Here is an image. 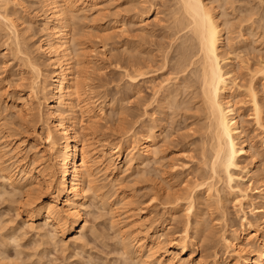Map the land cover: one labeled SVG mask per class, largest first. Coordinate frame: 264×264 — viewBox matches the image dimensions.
I'll return each instance as SVG.
<instances>
[{
    "label": "rangeland",
    "instance_id": "obj_1",
    "mask_svg": "<svg viewBox=\"0 0 264 264\" xmlns=\"http://www.w3.org/2000/svg\"><path fill=\"white\" fill-rule=\"evenodd\" d=\"M172 1L173 0H100V1H98V8L92 9L91 4H89V3H87V5H85V6L80 5V4L76 6L78 8V11L74 12L73 17L75 14H76V16L70 22V25L72 26L71 28L73 29V31H72L73 34L75 33V35H73L74 38H77L78 41L80 40L81 42H83L82 44L80 43V46L78 45V47L80 48L81 56L84 58L83 60L85 62V65H87V67H86L87 71L86 72L89 76L90 81L89 80L88 81H89V87L91 88L90 89L88 87L89 88V90H88L89 94L88 95L92 97L94 104L96 103L95 104L96 109L93 108V110L96 111L95 113L100 111V104L102 102H103V106H104L103 110H102V112L104 114L103 118L99 119V120L97 119L98 122H97V127H96L97 129L95 130L96 133H95V131L92 132V130L88 129V130L84 131L85 132L84 135L82 134L83 136H86L85 137L87 139V140H85V143L87 142L86 145L91 146L90 147L91 149L95 148L94 150L98 151L97 152V155H98V153H99L98 149L101 148L100 151H102L105 147H111V146H115V144H120L121 149H123V156H124L125 151L131 150V147H129V144L127 143L129 138L132 135H134V137H137L139 135L138 134L139 130L142 128L141 127L142 124H145V122L146 123L150 122L151 119H153V118H154L153 120L156 122V125H158L157 127L160 130V134L161 133H162V135L164 134L163 135L164 137L162 135H160L161 140L159 139V143L160 142L162 143V141L164 140L163 143L167 144V145H164L163 143H162L163 146L160 145L162 151H160V153H158L155 156L156 159L157 158L161 159V160H159V162L157 160V163H153L156 161V159L155 158H154L155 160L149 159L148 163L144 164V167H142L143 166L142 165L141 167L138 166V168H137V166L135 165L136 164L135 161H132L131 163H128L127 165L124 162L118 163L116 166L119 165L118 166L119 170L116 168L115 169L116 173L114 172V173L110 174L107 171H103V167L99 163L97 165L95 164L96 167L94 169L95 171H94V177H93L94 178L93 180L95 183L93 182L94 185L92 184L94 186L93 189L95 191L96 188H98V187H102V188H98L97 190H99V191L96 190L93 193L92 189L88 190L89 188L86 187L87 188L86 191L88 190V192L89 191H91V192H89V193L85 192L87 197L85 198L84 205L86 204L87 206L85 205L84 207H86V208L82 207L80 210L82 220H83L82 223L84 225L83 226L84 228L82 229L83 232L78 228V229H76V231L74 233L73 232L68 233L67 229H65L63 227L58 228V227L54 226L52 221H48V219H47V221H45L46 219L43 218V216H39L36 213H30V212H28L27 209L21 208L20 205L23 204V200H24V198L22 197L23 196L22 191H20L21 193L18 194L19 190L16 191L17 189H13L14 187L11 186L5 180H4V182H6V183L2 182L3 180L0 178V230L2 228V231H3V229L5 228L3 232L0 231V236H1L0 237V239H1L0 251H2L1 253H3L4 256H6L5 260H7V259L9 260L10 258H11V260L16 259V260H14V262L15 261H18V262L17 263L15 262V264H19L23 261H24V264H30V263H32V264H37V263L38 264H40V263L41 264H44V263L45 264H89V263L90 264H138V262L135 261L136 258L133 257V256H135L134 255V250H135L134 246L136 247L137 244H135L134 246L130 245V244H134L135 241H134V243H132L133 241L131 242V240L129 241V239L128 240L123 239L126 244L124 242L121 243L122 242L121 231H120L121 228L128 227L129 222H131L133 219H138V217L140 218V216H142V218H144V219L141 220V224H142L141 228L142 227L147 228V227L151 226L147 230L148 231L147 236L149 237L153 234L158 235L161 233V231L157 230V228H156L157 224L155 222H157V221L162 222L165 219H167V221H170V219H172L171 217H173V219L171 220V224L173 225V224H175V222L177 220L182 221L187 217L186 216L187 212H185V209H184V206L186 207V205H184L185 204L184 201L178 202L176 205H175V203L171 204V202L167 203V201H165L163 199L164 198L163 195H161V196L156 195L155 196L154 193H152V192L154 191L156 193L159 190V187L161 186L160 184H163V183L164 184L160 187V189H163V190H159V192L161 191L160 193H163V191L164 192L167 191L169 193H173L172 191L177 192L178 190L180 191V189L183 188L186 184L192 183L194 181L193 180L194 177L192 176V174L190 176V173H192V170H194V168L196 169L198 166L199 158H200L199 157L200 156L199 155L200 149H202V147H204L202 144H205V146H207L206 142L205 143L202 142V140L204 141V139H205L204 138L205 136L204 137H202V136L206 133V128H204L202 124H203V122H204V124H206V120H205L204 116H203V118H200L201 117L200 115H202V114H199V113H201V112L198 113L199 116L197 113H193V111L195 110L194 108H196V106H195L196 101L194 102V100H196V99H193V100L190 99L191 101H189V102H188L189 99H185V101H187L188 103H192L194 105V106L192 105V107H190L191 104H188L189 107L194 109V110L188 109L187 108L188 105L186 104L185 101H183V103L185 102V105H187V107L183 104L182 105H183V107L185 106V109L187 108L188 111L183 109L182 105L180 106L181 109H178V106H176L177 104L179 105V103L183 99L184 95L182 96V99H180V98L177 99V100H180L179 102L177 101L178 103H174V105L177 107V109L180 110V111L177 110V112H176V110H174L176 108H174V109L172 108L173 110H171V108L169 109V107H163L160 109L159 104H158L160 102L158 100L152 99V101L155 100L154 102H152L150 100L149 96L152 97L153 93H154V91L152 89L157 88V86L160 85L158 83L162 82V79H160V78L169 77V74H166L169 71L168 69L165 68V71L163 70V74H164L163 77H161L160 74H159L160 76L157 74L154 76V78L152 80H150V81H148L146 79L142 80V82L141 81L138 82L136 87H133L130 83L127 82V79L123 76V74L121 72L122 69L119 68L122 58L132 57L133 55L136 56L138 53H140L139 54L140 56H142V55L147 56V54H143L145 52L147 53V51H148V54L152 55V53L156 50L158 51L159 48H160L159 50H163L162 48H164V46H165V48L163 50L164 52H162V53H165V51L167 50L166 46H167V48H169V46L171 44L170 39L172 40V38L171 37L168 38V35L170 34L169 33L170 29L168 28V26H170V25H167V23H168L167 21H169L168 24L171 23V20H170L171 16L169 15V13H170L169 8L172 10V7H170L171 5L174 4ZM217 1H218V4L216 3ZM221 1H224V0H216V1L214 0V2L211 0H205V2L207 4L211 3L210 6H213V7L215 6L213 3H216L217 6H215L216 8L215 7L214 8L217 10L214 9V11H215V13H217V18H219L218 19L219 22L223 23V21H225V20H226L225 22H229V23H227V25H228L227 28L223 27V29L225 28L224 32L226 30V32L224 33V36L226 35L225 37L226 38L228 37L229 42H230L229 44L234 46L233 48H238L236 53L239 55H237L236 53L235 54L239 57H236L234 55L236 57V59L232 58V61L235 59L233 61L232 65H234L233 67H235L236 72L241 71L242 75L239 78V79H241V81L239 80L238 84H242V85H240L241 88L238 89V91L239 90L240 91L235 93L236 97L234 98L235 99L234 101L236 103L235 104L236 107L239 108L240 113L242 115L241 123L242 122L243 123L241 125H242V130H243V139H245V145H246L247 149L250 148L247 151L250 152L252 150L251 153L253 154L252 157L250 155L251 153L250 154H247V153L241 154V156L238 158V166H239L238 168L240 169V167H241L242 171L238 170V168L234 170L235 171L234 175L236 174L235 175L236 178H239L238 176H240V178L242 177L244 179L243 180L242 179L241 180L235 179V181L232 183V185L236 186L238 188L240 187L241 190L244 189V191L245 192L247 191L246 193H248L250 196L248 200H245L242 202L241 206L239 205V202H237L238 198H235L236 195L232 191H229V188L226 186L225 181H223L224 183L222 182V180H224V179H222L219 182V184H217L218 188L221 187V188H219L220 189L219 191H220V194L223 198L222 201L224 203L223 202L222 203L224 205L223 206L224 210L226 209V211H227L226 225L230 224L228 226L229 230L227 229V227L224 229V230H226L225 233L227 234L229 231L230 232L232 231V228L239 229L240 228L239 226H241V225L243 226V228H245L246 222H247V221H245V219L249 220V221H250V219H252L251 220L252 223L257 222L256 224H261V221L263 220V219L261 220V218H263L262 217L263 213L254 212L252 207H254V206L259 207L260 205L263 206V204H264V198L256 192L260 188L261 183L262 182L264 183V173H263L264 172L263 171L264 170V142H261L262 141L261 138L264 136V131L262 130L263 128H261L259 126L257 127V125L253 121L251 104H249L250 102H249L248 97L246 95V89H247V85L249 84L248 82H250V81H248V79H250L249 76L252 77V75H250L249 73L253 70V68L257 67V64H256L257 59H259L262 55L264 56V47H263L264 46L263 45L264 40L262 38V35H260L261 34L260 31H262V29L257 30V28H259L258 23L257 24L255 23V26L257 25L256 30H254L255 29L254 24H253V27H251L249 25L250 21L248 19H246V18H249V17H246V16H248L246 11L248 8L250 10V7L252 6L251 7V8H253L252 10L255 9L254 10L255 12H257V10H259L261 12V7L264 4L262 6L260 4V6H259L257 0L256 1L246 0V2H245V0L244 1L241 0L242 3L239 2V0H236L234 2V6H232V8H233L232 9L231 8L232 4L231 5H230V3L227 4V2H228L227 0H225V1H227L226 3H224L225 1L224 2H221ZM149 2L152 5H154V11L150 13V15L148 16V20H146L145 22L139 23L137 17L135 16L136 15L135 12L138 10H141V8H144L143 10H147L146 9L147 6L148 7L150 6ZM41 3L42 2H40V0H12L11 1V8L8 10L13 11L12 13H11V11L9 12L10 14L13 15L10 17L13 18V19L12 18L11 19L14 20V23H16L17 28L19 30V40H20L19 45H20V43H21V45L20 46L18 45V46L19 47L22 46L21 48L28 51L30 53L29 56L31 55L30 57L34 61L36 60L35 62H38L37 63L38 65L40 64V67L42 68L43 76L46 77V79H47L46 83L48 84L50 82V78L53 74L54 69L52 68V66L48 62L49 61L48 56L46 54H43V52H41L39 50V45L42 43V41L44 39H47L46 31H44L42 29L44 27V24L46 23V18H47L46 7L43 5V3L42 4ZM223 3L225 5H223ZM246 3H248V4H246ZM242 4H243L244 8H243ZM221 7H223L224 9ZM235 7H236V10H235ZM83 8L86 10H82ZM221 10H224L225 13H223L224 11H221ZM238 10H240L239 11L240 13L238 12ZM220 12L223 15H221ZM259 13L254 15L255 17L254 16L253 17L255 19L258 18ZM168 15L170 17H168ZM218 15L222 16V18L219 17ZM242 18H245L244 21L246 24L244 23ZM167 19H169V20H167ZM239 19H241L242 23L240 22ZM0 22H1V24H0V135L2 134L0 136V149H3V150H0V154L2 153L3 157L6 156L5 159L3 157H1V159L3 161H5L4 165H6L7 167L9 165L8 168H10V170H13V172H15V174H17V176H19V175H21L20 172L15 171V169L12 168L15 165L10 164L13 161H15V159H16L15 155H17V154H20V153H23L24 151H26L27 155H29V156H31L32 154H35V155L38 154L42 157V160L44 162L47 163L50 161V159H48V158H50V153L48 150L46 151L47 147H46V142H45V129L47 127L46 124L49 123V120H47L48 118L45 116L46 115V107H45V105H43L44 101H41L42 102L41 107H40L41 111L39 112L41 114V115L39 114L41 117V118H39L40 120H37V122H34V123L33 122L30 123V121H27L25 119V118H27V116L25 117V115H24V113H25L24 110H26V109L21 108L22 107L21 104L23 102V98H25L28 94V91H27L28 87H26V85H28L27 84L28 79L31 78L30 69H28L26 65L24 66L23 65L24 63L21 62L20 60H18L19 58L16 57L14 54H12L15 51L14 50L15 44L12 42L13 41L12 34H11L9 28L5 27L7 25L5 24V22L2 19H0ZM2 23H4L5 25ZM243 23H244V25H243ZM224 24L226 25V23H224ZM224 24H221V25H224ZM229 24H232V25H229ZM238 25H239V28H238ZM247 25H249L251 27V29H250V27L247 28L246 27ZM230 26H232V28H230ZM228 29H231V30H228ZM239 30H240V32H239ZM255 31H257V32L259 31V34L257 32H256L257 33L256 34ZM166 33H167V35H166ZM254 33L256 36H254ZM251 34H253V35H251ZM250 35H251V37H250ZM257 35L259 37H257ZM167 38H168L169 42H168ZM237 38H240V39H237ZM260 38H261V41H260ZM141 40H143V41H141ZM251 40H253V41H251ZM6 41L10 45H11V43H12V45L14 44V46H12V45H11L12 47H10V45H9V47L5 46ZM10 41H11V43H9ZM158 43H160L161 46H163V47H161L160 44L158 45ZM225 43H226V40H225ZM141 45H143V47ZM158 46H160V47H158ZM19 47H17V48H19ZM224 47H225V49H223ZM12 48H13V50H12ZM223 48L221 49V51L223 53H224V50H225V52H227V49L228 50L230 49L227 45L223 46ZM135 51H137L138 53L137 52L135 53ZM157 51L153 53L154 54L153 57L156 56L155 53H157ZM172 51H173V49H171L169 51L167 50L166 52L172 53ZM175 51H176V49H175ZM175 51L172 54H174ZM170 53H168V57H169ZM240 53H242V54H240ZM176 55L177 54L175 53V56ZM140 56H138V57H140ZM144 56H142V57H144ZM247 56H248V58H247ZM244 57L246 58V60ZM256 57H257V59H256ZM159 58H162V57H159ZM159 58L157 57L156 60H158ZM252 58H254L253 59L254 61L251 60ZM86 61H87V63H86ZM248 61H249V63H248ZM245 62H246V64H245ZM253 62H255V63L253 64ZM247 64H248V66H247ZM244 65H246L247 68ZM255 65H256V67H255ZM229 66H227V67L225 66V67L228 68ZM241 67H243V68H241ZM230 68L231 67H229L228 69H230ZM248 68H250L249 69L250 71L248 70ZM251 68H252V70H251ZM247 70L249 73L247 72ZM245 73H246V75H245ZM257 74L258 75H255L257 77L254 76L255 79L253 80L254 81L253 84H255L254 87L256 86L255 88L257 91L258 101H260L259 103L262 104V106H264V103H263L264 102V78H263V75H261L259 73H257ZM172 76H170V77L172 78ZM20 78H22V79H20ZM166 78H163V80ZM250 80H252V78ZM151 81H152V83H151ZM171 82L172 81H170L169 83L163 82L161 84L165 83V85L166 84L170 85ZM16 84H20L21 86L20 85L16 86ZM22 84L24 87L22 86ZM151 84H153V85H151ZM154 84L155 85L158 84V85L155 86ZM242 86L244 88L245 87L246 88L244 89ZM151 87H153V88H151ZM133 90H135V92ZM138 90H139V93H138ZM151 92H153V93H151ZM135 94L136 95L139 94L138 98H140V97L141 98L143 97V98L138 99ZM47 96L49 97L50 95L47 94ZM143 99L145 101L147 100V102H145ZM261 99H262V101H261ZM96 100L97 101L99 100V101L97 102ZM138 102L140 103L141 107L139 106V104L137 105ZM149 102L151 104H148V106H145V104H147ZM181 103H182V101H181ZM143 107H145V108H143ZM146 107H148L149 109ZM142 108L146 109V110L144 111ZM162 109L164 112H161ZM155 110H157V112ZM170 110L173 114L170 112ZM183 110H185L186 112H190V110H191V112L193 114L192 116H194V114H195V116H194L195 119L190 116L191 112H190V114L188 113L189 114L188 116L186 114L184 115ZM197 110L198 109H196V111ZM196 111H194V112H196ZM145 112L146 113L149 112V113L145 114ZM179 112H181V113H179ZM186 112H184V113H186ZM78 113L79 114H77V115L79 117V120H82V125L88 124L89 123L88 118H90L89 117L90 115L88 116V114H86L85 112L83 113V112L78 111ZM80 113H81V115H80ZM91 113H93V111H91L89 114H91ZM175 114H176V116H175ZM182 114H183V116H181ZM262 114H264V107H262ZM143 115H144V119L142 118ZM170 116H172V117H170ZM177 116H179V117H177ZM262 117H264V115H262ZM45 118H47V119H45ZM159 118H160V120H158ZM171 118L174 121L170 120ZM149 119H150V121H149ZM187 119L189 122H193V121H194L193 123L199 122L198 124L200 126L201 125L202 126L200 127L199 125L197 126L195 124L196 126L194 127L193 126L194 124L187 122ZM190 119H191V121H190ZM145 120H147L148 122ZM263 120H264V118H263ZM142 121H143V123H141ZM154 121H153V123H155ZM159 121L162 123H160ZM122 122L125 124H123ZM173 122H174V124H173ZM3 123H5V124H3ZM150 123H152V121ZM188 124H190V125H188ZM4 125H6V126H4ZM29 125H30V127H29ZM183 126L186 128H184ZM158 128H156V129H158ZM193 128H196L195 131ZM200 128H202L201 131L204 129L205 133H202L199 130ZM197 129H198L197 132H199V135L201 132L200 137H202V139L200 137H198L199 135L197 136V134H198L196 132ZM9 131L10 132H14V131L16 132L17 138L14 139L12 142H14V141L19 142L20 140H23V142L19 144L20 149L18 148L19 150H22V151H20L17 154H15L11 150V148L15 147V144L12 145V142H10L7 145L8 142H6L5 139L3 138V136L6 135L7 133H9ZM190 132L193 134H191ZM136 133H137V135H136ZM165 137H168V138H166V140H165ZM188 137H190V138H188ZM33 139L37 140V144L33 141ZM184 139H186V140L184 141ZM192 139L195 140V142ZM200 140H201V142H199ZM190 142H191V144H190ZM187 144H188V146H187ZM248 146H250V147H248ZM5 152L7 153V155ZM39 152H41V153H39ZM131 152L133 153V152H135V150H131ZM162 152L164 155L162 154ZM254 153H256V155ZM175 155H177V156H175ZM188 155H190L191 157H189ZM10 156H11V158H10ZM166 157H168V158H166ZM196 157H198V158H196ZM123 158H122V161H123ZM163 158H164V160H163ZM11 160H12V162H11ZM175 160H177V161H175ZM196 162H198V163H196ZM163 163L165 164V166ZM145 166H146V168H145ZM152 166H154V167H152ZM168 166L169 167L172 166L171 168H173L174 171L171 170V168L169 169ZM173 166H175V167H173ZM245 166H246V168H245ZM159 167H162V168H159ZM163 167H164V169H163ZM165 168H168L169 171ZM247 168L250 171L247 174H245L244 169H247ZM145 169L149 171V172L147 171L148 174H147ZM137 171H139V172L137 173ZM141 171H144V173H145L144 176H142L143 174H141ZM154 172L155 173L158 172L156 174L158 176H156ZM161 172L163 174H161ZM169 172L172 175L169 174ZM261 173H263V174H261ZM160 176H162V177H160ZM139 179L141 180L142 184L140 183ZM159 179H160V181H159ZM187 180L189 181V183ZM174 181H175V183H174ZM179 182H180V184H179ZM158 183L160 186L158 185ZM169 183L171 186L169 185ZM166 184L169 187L164 186ZM182 184H184V185H182ZM238 184H239V186H238ZM100 185H102V186H100ZM223 188H224V190H223ZM227 188H228L229 192L227 191ZM156 189H157V191H156ZM173 189H175V190H173ZM13 190L16 192L15 194H14ZM221 190L225 194H227V193H229V194L225 195ZM122 191L124 192L125 195H127V196L130 195L129 197L132 196L131 197L132 199L129 198V200L131 199V203H130L131 206H130V204L123 203V201L119 200L120 197L118 196V193L122 192ZM92 193L94 194V196L92 195ZM90 194L94 198H92L90 196ZM222 194H224V195H222ZM139 197H141V198H139ZM152 197H155V199L153 200ZM95 198H97V199H95ZM107 199H109V200L106 201ZM101 200H102V202H101L102 205L100 203ZM148 200H150V201L148 202ZM20 201H21V203H20ZM210 202L212 203V200ZM210 202H208V203H210ZM196 204L197 203L194 204L195 207L193 206V209L191 210L192 212L189 215L190 216L189 218H191L189 220L192 221V222L190 221V224H191L190 226H191L192 232H194L193 230H194V228H196L195 226L198 225V222L199 223L201 222L200 225L198 226L199 234H198V239H196L198 241L197 245H196L197 247L196 248L192 247L194 249L193 251H194L196 259L198 257H202V258L205 257V258H203V260H207V262L214 260L213 256L211 258V256H208V254H209V252H211V250L213 251L215 249V251L217 252V258L215 257V260L220 257L219 260L222 259V261L220 262L221 264H233L234 259H230V258H232L230 256L231 254H228V253L224 254V252H223L226 249H223V248H225V246H223L224 244H223L222 240L220 239L222 237L221 233H222V235L224 234L223 233L224 230H222L223 227H221V226H223L222 221L220 222V219H219V221L216 220L215 223H213V221H211V217H209L210 212L211 213L213 212L212 215L214 216V214H215V217H217L218 214H216L217 213L216 210H214L216 212V213H214V211L212 210L214 208L209 207L207 204L201 203V206L204 205L203 207H200L199 203H198L199 204L198 206ZM206 205H207V207H206ZM139 206L142 207L143 212L138 211V212H136L138 214L134 215L135 218L132 216V219H129L130 217H128V216L130 215L129 214V212H131L130 210L134 209V208H139ZM211 206H212V204H211ZM12 207H14V208L12 209ZM15 207L17 210H15ZM240 207H241V209H240ZM20 208L22 210H19ZM206 208L208 210H206ZM203 209L206 210L207 213L206 212L204 213ZM209 210H210V212H209ZM195 212H197L199 214L196 215ZM29 213H30V215H29ZM202 213H203V215H202ZM244 214H245V216H244ZM184 215L186 216L185 218H184ZM195 215H196V217H195ZM201 216H203V218ZM207 217L209 219H207ZM244 217H246V218L244 219ZM157 218H158V220H157ZM205 218H206V220H205ZM212 218H214V217H212ZM194 219H196V221H195L196 223L194 222ZM210 221H211V223H210ZM151 222H153V223H151ZM112 223H114L115 225ZM192 223H195V224H192ZM212 223H213L214 227L212 226ZM110 224H112V225H110ZM148 224H150V225L148 226ZM204 225H208V226L211 225V228L204 226ZM39 226H41V227H39ZM38 227H39V229H38ZM42 227L44 229H41ZM204 227H206V228H204ZM245 232H248L250 235L254 233V235L251 236L252 241H250V243L248 245L249 246L248 250L253 249V247L255 248L257 245H261V242H260L261 233L260 232H254L253 230H248V229H246ZM2 233H4V234H2ZM12 233L14 234V236H11V235H13ZM15 233L18 235H15ZM49 233H51V235H53V236L55 235L54 239H53V236H51ZM255 233H257V234H255ZM44 235L48 236V237L50 236L51 238L46 237L47 238L46 239V238H44L45 237ZM203 236H205V237H203ZM8 237H11L10 239H12L14 237L16 239L15 241L18 242L17 244L18 245L20 244V246L17 247V244H14L15 241H13V243H12V241H10V243H7L9 241ZM206 237L207 238L209 237L208 238L209 241L205 239ZM3 238L6 239V242H5V239H3ZM49 239L53 243H51L49 241ZM51 239H53V240H51ZM75 239H77V240H75ZM2 240L4 243L2 242ZM120 240H121V242H120ZM74 241H75V243H74ZM121 244L123 245V247ZM208 244L210 245L208 248L209 250L206 248V246ZM14 245H16V247H14ZM125 245L127 247H129V246L130 247L125 248ZM211 246H213V249ZM16 248L20 251V253H18L19 255L17 254V252H19V251H17ZM127 249H130V251H128ZM16 255H17V257H15ZM37 258H38V261L36 262L35 260H37ZM12 261H10V262L12 264H14V262H12ZM29 261H31V262H29ZM86 262H88V263H86Z\"/></svg>",
    "mask_w": 264,
    "mask_h": 264
},
{
    "label": "bare ground",
    "instance_id": "obj_2",
    "mask_svg": "<svg viewBox=\"0 0 264 264\" xmlns=\"http://www.w3.org/2000/svg\"><path fill=\"white\" fill-rule=\"evenodd\" d=\"M11 1L12 0H0V19H2L5 22V24L7 25L5 27H8L11 34H12L13 41L12 40L11 41L15 44V46H14V44L12 45L11 41L9 42V43H11L12 46L15 47V49H14L15 51L12 54H14L16 57H18L19 58L18 60L23 62L24 63L23 65L24 66L26 65L27 68L30 69V73H31V78L29 77L30 79H28V83H27L28 85H26V87H28V89H27L28 94L25 98H23L21 108L26 109V110H24L25 111L24 115H25V117L27 116L28 119L27 118H25V119L27 121H30V123L31 122L34 123V122H37V120H40L39 118H41L40 117L41 114L39 112L41 111L40 110V107L42 104L41 101H44L43 105H45V107H46V115L45 116L48 118V119L47 118H45V119L49 120V123L46 124L47 127L45 129V142H46V147H47L46 151L48 150L50 153V158H48V159H50V161L47 163L44 162L42 160V157L38 154H36V155L32 154L31 156H29V155H27L26 151H24L23 153L17 154L20 151H22V150H19L20 149L19 144L22 143L23 140H20L19 142H17V141L12 142L14 139L17 138L16 132L15 131L14 132L9 131V133L4 135L3 138L5 139L6 142H8L7 145L10 142H12V145L15 144V147L11 148V150L15 154H17V155H15V157H16L15 161L12 162V160H11L12 163H10V164L15 165L12 168H14L15 171L20 172L21 175L17 176V174H15V172H13V170H10V168H8L9 165H8V167L6 165H4L5 161H3L1 159V157H3L2 153H1L0 154V176H1L0 178L3 180L2 182H4V180H5L11 186L14 187L13 189H17L16 191L19 190L18 194L21 193L20 191H22V193H23L22 197L24 198V200H23V204L20 205L21 208L27 209L28 212H30V213H36L39 216H43V218L46 219L45 221H47V219H48V221H52L54 226H56L58 228L63 227L65 229H67L68 233H72V232L74 233L76 231V229H78V228L82 231V229L84 228L83 227L84 225L82 223L83 220H82L80 210L82 207L86 208V207H84L86 205V204L84 205V201H85V198L87 197L85 192H88V190L92 189L93 190L92 192L94 193L98 188H102V187H98V188H96L95 191L93 189V187H94L93 186L94 185L93 184V182H94L93 177H94V171H95L94 169L96 167L95 164L97 165L99 163L103 167V171H107L110 174L114 173L116 168L118 169L119 165L116 166L118 163L124 162L127 165L128 163L135 161V163H136L135 165L137 166V168H138V166L141 167L142 165H143L142 167H144V164L148 163L149 159H151V160H153L154 158L156 159L155 156L158 153H160V151H162L160 145L163 146L164 140L162 141L163 144L161 142H160L161 144L159 143L160 135H162V133L160 134V130L157 127L158 125H156V122L153 120L154 118L151 119L152 123H150L151 122L150 119H149L150 122L145 120L148 123L145 122V124H142V126L140 125L142 128L140 127L141 129L140 130L138 129L139 135L137 137H134V135L131 134L132 136L127 141V143L129 144V147H131V150H135V152L132 153L131 150H127V151H125V154L123 156V149H121L120 144H115V146L105 147V148L103 147L104 149L102 151H100L101 148L100 149L97 148L99 150V153L97 155L98 151L97 150L95 151L94 150L95 148L91 149L90 148L91 146L88 145L89 146L88 147L86 145L87 142L85 143V140H87V139L85 138L86 136H83V135L85 134L84 131H86L88 129L92 130V132H94L97 129L96 127H97L98 120L102 119L104 116V114L102 112L104 106H103V102H102L100 104V111L99 112L95 113L96 111L93 110V108H95V106H96L95 105L96 103L94 104L92 97L88 95L89 94L88 90L90 88L89 87V81L90 80H89V76L86 72L87 71L86 70L87 65H85V62L83 60L84 58L81 56L80 48L78 47V45L80 46V43L82 44L83 42H81L80 40L78 41L77 38H74L73 35H75V33L73 34V32H72L73 29L71 28L72 26L70 25V22L76 16V14H75L73 17V14L75 11H78V8L76 7L77 5L80 4V5L85 6V5H87V3H89V4H91V8L94 9V8H98V1H100V0H40V2H42L43 5L46 7L47 18H46V23L44 24V27L42 29L44 31H46L47 39H44L42 41V43L39 45V50L41 52H43V54H46L48 56V59H49L48 62L50 63V65L54 69L53 74L50 78V82L48 84L46 83V80H47L46 77L43 76L42 68L40 67V64L38 65L37 64L38 62H35L36 60L34 61L30 57L31 55L29 56L30 53L28 51L24 50L23 48H21L22 46L19 47L21 45V43L19 45V41H20L19 40V30L17 28L16 23H14V20H12L13 18L10 17V16H13L12 14L9 13L11 10L10 11L8 10L11 8ZM211 1L214 2V0H211ZM224 1H221V2H224ZM227 1H225L224 3L227 2V4H229V3H230V5L232 4L231 5V8H232V6H234V2L236 0H230V1L227 0ZM242 1H244V0H242ZM254 1H256V0H254ZM257 1H258L259 6H260V4H261V6L264 4V0H257ZM172 2L174 3L173 5L170 6V7H172V10L169 8V12L171 13V14L169 13V15L171 16V19H170L171 23L168 24L169 21H167L168 22L167 25H170V26H168V28L170 29V31H169L170 34L168 35V38L171 37L172 40L170 39L171 44H170L169 48H167V46H166V49L168 51L173 49L172 53L176 49L175 53L177 55L175 56V53L172 54L170 52H166L167 50L165 51V53H162V52H164L163 50H164L165 46H164V48H162L163 50H159L160 48L158 49V51L156 50L157 53H155V55L158 58L162 57V58H159L158 60H156V58H157L156 56L153 57V55H154L153 53L156 51H154L152 53V55L148 54V51H147V53L146 52L143 53V54H147V56L142 55L144 57L140 56L139 55L140 53L135 51V53L136 52L138 53L136 55L137 57L135 55H133L135 57L134 58L131 55L132 57L122 58L119 68L122 69L121 72H122L123 76L127 79V82L130 83L133 87H136L138 82H140V81L142 82V80H145V79L148 81L152 80L154 78V76L157 74L158 75L160 74L161 77H163L164 76L163 70L165 71V68L168 69L169 70L168 73H166V72L165 73L169 74V77H167V78L163 77V78H166L164 80H163V78H160V79H162L161 83H163V82L169 83L170 81H172V82L170 83V85H168V84L165 85V83L164 84L158 83L160 85L157 84L158 85L157 86L154 84L155 86H157V88L152 89L154 91V93L151 92V93H153V96L152 97L149 96L150 100L151 101H152V99L158 100L160 102V103H158L160 109L163 107H169V109L171 108V110L176 108L174 110H176V112H177L178 109H181L180 106L182 104L185 105V102L187 105L191 104L190 107H192L193 104L188 103V102L193 100V99H196V100H194V102L196 101L195 102L196 108H194L195 110L190 108L189 105H188V107H187V105H185V106L188 109H192L194 111H196V109H198L196 112L193 111V113L198 114L199 112H201V113H199V114H202V115H200L201 116L200 118H203V116H204V118L206 120V124H204V122H203L202 125L204 128H206V133L204 132V129L201 131V129L203 127L200 128L199 130L202 133L206 134V135L202 134L203 135L202 137L205 136L204 137L205 139H204V141L202 140V142H204V143L206 142L207 146H205V144H202L204 147H202V149H200L199 163L196 162V163H198V166L196 165L197 166L196 169L193 167L194 170H192V173H190V176L192 174V176L194 177V179H193L194 181L192 183H189V181L187 180L189 184L185 183L186 185L184 187L182 186L184 184H182L181 186L183 188H181L180 191L177 189L178 191L177 192L172 191L173 193H169L167 191H165V192L163 191V193H160L161 191L159 192V190H163V189H160V187L164 183L160 184L161 185L160 186L159 185L160 182H159L158 183V185L160 186V187L158 186L159 190L157 191L158 188L156 186L155 187L157 188L156 189L157 192L155 193L152 190L153 191L152 193H154L155 196L156 195L157 196L163 195L164 198L163 197L162 198L165 201H167V203L171 202V204L175 203V205H176L178 202L184 201L185 202L184 205H186V207L184 206V209H185V212H187V214H186L187 217L184 215V218L186 217L185 219L183 218L184 220H182V221H180V220L176 221L175 220L176 222L173 225L171 224V220L173 219V217H171L172 219H170L168 217L170 219V221H167V219H165L166 221L163 220L162 222H158V221L155 222L157 224L156 225L157 230L161 231V233L158 235L153 234V235L148 237L147 236V232H148L147 230L151 226H149L150 224H148L149 227L146 226L147 228H145V227L141 228V226H142L141 220L144 218H142V216H140V218L138 217V219H133L131 222H129L128 227L121 228L120 231H121L122 242H121V240H120V242L123 243L124 242L123 239H126V240L129 239V241L130 240H131V242L133 241L132 243H134V241H135L134 244H130V243L129 244L132 246L137 244L136 247L134 246V248H135L134 255L135 256H133V257L136 258L135 261H137L138 264H221L220 262L222 261V259L219 260L220 257L215 260V257L217 258V252L215 251V249L213 251L211 250V252H209V254L207 253L208 256H211V258L213 256L214 260L207 262V260H203V258H205V257H203V258L198 257L196 259L194 251H193L194 249L192 247H194V248L197 247L196 245H197L198 241L196 239H198V234H199L198 226L200 225L201 222L199 223L197 221L198 225L196 224L197 226H195L196 228H194V230H193L194 232H192L191 231L192 229L190 226L191 220H189L191 218H189L190 217L189 215L192 212L191 210L193 209V206L195 203H197L196 204L197 206L200 204V207H203L204 205L201 206V203L207 204L208 202H210L212 200V203L210 202L207 205L209 207L214 208L212 210L213 211L216 210L217 213L215 211H214V213H216L218 215H217V217H215V214L213 216L212 215L213 212L211 213L210 212L211 209H210L209 210V212H210L209 217H211V221H213V223H215L216 220L219 221V219H220V222L222 221V223H223V226H221V227H223L222 230H224L226 227H227V229L229 228L228 226L230 224L226 225L227 211H226V209L224 210V207H223L224 202L222 201L223 198H222L220 191H219L220 190L219 188H221V187H219V188L217 187V184H219V182L222 179H224V180H222V182L225 181V184L229 188V191H232L236 195V197L235 196L234 197L238 198L237 202H239L240 206H241L243 201L248 200L250 197L249 194L246 193L247 191L245 192L244 189L241 190L240 187L238 188V187L232 185V183L235 181V179H240V180L244 179L242 177L240 178V176H238L239 178H236V176H235L236 174L234 175V173H235L234 170L239 167L238 166V158L241 156V154H243V153L250 154L252 151V150L250 152L247 151L250 148L247 149V147L245 145V139H243V130H242V125H241L243 123V122L241 123L242 115L240 113L239 108L236 107V105H235L236 103L234 101L235 100L234 98L236 97L235 93L240 91V90L238 91V89L241 88L240 85H242V84H238L239 80L241 81V79H239V78L242 75V73H241V71H238V70H237L238 72H236L235 67H233L234 65H232L233 61L236 59V57H239V56H237L239 54L236 53L238 48H233L234 46L229 44L230 42H229L228 37L226 38L225 37L226 35L224 36V33L226 32V30L224 32L225 28L223 29V27L227 28L228 27L227 23H229V22H225L226 20L223 21V23L219 22V20H218L219 18H217V13H215V11H214V9L216 8L215 6H217L216 3L218 4V1L216 3H213L215 5L214 6L215 8L213 6H210L211 3L207 4L206 3L207 1L205 2V0H173ZM239 2H241V0H239ZM245 2H246V0H245ZM224 3H223V5H225ZM246 4H248V3H246ZM149 5H150L149 7L148 6H147V8L145 7L147 10H143L144 8H141V10H138L135 12V14H136L135 16L137 17L139 23H142V22H145L146 20H148V16L150 15L151 12L154 11V5H152L151 3ZM242 6H243V4H242ZM251 7H250V10H249V8L247 9V11L245 10L247 12V15H248L246 17H249L246 19H248L250 21L249 25L251 27H253V24L255 26V23L256 24L258 23L259 28H257V30L262 29V31H260V33H261L260 35H262V38L264 40V5L261 7L262 13L259 10H257V12L258 13L260 12V13L258 15L259 17L256 19L254 18L255 17L254 15H256L258 13L254 11L255 9L252 10L253 8H251ZM221 8H223V7H221ZM243 8H244V6H243ZM82 10H86V9L83 8ZM215 10H217V9H215ZM235 10H236V7H235ZM221 11H224V10H221ZM239 11L240 10H238V12ZM12 12L13 11H11V13ZM223 13H225V11ZM169 15H168V17H170ZM221 15H223V14L221 13ZM219 17L222 18V16H219ZM242 19L244 21L245 18H242ZM167 20H169V19H167ZM239 20L241 22V19H239ZM1 22H0V24H1ZM224 23H226L227 26ZM244 23H245V21H244ZM244 23H243V25H244ZM2 24H4V23H2ZM221 24H224V25H221ZM232 24H229V25H232ZM249 25H247L246 27L249 28L250 27ZM251 27H250V29H251ZM256 27H257V25L255 26L254 30H256ZM230 28H232V26H230ZM238 28H239V25H238ZM228 30H231V29H228ZM239 32H240V30H239ZM256 32L257 31H255V33ZM167 33H166V35H167ZM255 33H254V36H256ZM257 33L259 34V31ZM251 35H253V34H251ZM251 35H250V37H251ZM257 37H259V36L257 35ZM168 38H167V40H168ZM237 39H240V38H237ZM225 40H226V43H225ZM141 41H143V40H141ZM251 41H253V40H251ZM260 41H261V38H260ZM168 42H169V40H168ZM159 44L160 43H158V45ZM9 45L10 44H8L6 41L5 46L9 47ZM11 45H10V47H12ZM226 45L230 48L229 49L230 51L227 49V52H225V50H224V53H223L221 51V49L223 48V46H226ZM141 46L143 47V45H141ZM160 46H161V44H160ZM160 46H158V47H160ZM17 47H19V48H17ZM161 47H163V46H161ZM223 49H225V47ZM12 50H13V48H12ZM168 53H170L169 57H168ZM242 53H240V54H242ZM138 56H140V57H138ZM232 58H235V59L232 61ZM247 58H248V56H247ZM253 59L254 58H252L251 60H253ZM256 59H257V57H256ZM245 60H246V58H245ZM246 62H245V64H246ZM86 63H87V61H86ZM248 63H249V61H248ZM254 63L255 62H253V64ZM256 64H257V67L255 65L256 68H253V70L251 68L252 71L250 73L248 72V70L250 68H248V70H247V72L250 75H252V77L248 75L250 77V79L252 78V80L248 79V81H250V82H248L249 83L248 85L246 84L247 85L246 95H247L248 100L250 102L249 104H251L253 121L257 125V127L259 126V127L263 128L262 130L264 131V124H263L264 123V120H263L264 117H262V115H264V114H262V107H264V106H262V104L259 103L260 101H258L257 91L255 88L256 86L254 87L255 84H253L254 83L253 80L255 79L254 76L258 75L257 73L263 75V78H264V56L263 55L259 59H257ZM225 66L226 67L229 66L231 68L228 69L229 67L226 68ZM244 66L246 67V65H244ZM247 66H248V64H247ZM241 68H243V67H241ZM245 75H246V73H245ZM170 76H172V78ZM255 77H257V76H255ZM20 79H22V78H20ZM151 83H152V81H151ZM17 85H20V84H16V86ZM151 85H153V84H151ZM22 86H23V84H22ZM151 88H153V87H151ZM133 91L135 92V90H133ZM138 93H139V90H138ZM47 94H49L50 96L48 97ZM138 95H136L137 98H138ZM183 95H184V97L182 99ZM142 98L140 97L138 99H142ZM179 98L182 99L181 100L182 103L180 100H177ZM185 99H189L188 102L185 101ZM154 101H152V102H154ZM177 101L178 102L180 101V103H181V104L179 103V105L178 104L176 105V106H178V109L174 105V103H178ZM183 101H185V102L183 103ZM261 101H262V99H261ZM145 102H147V100ZM138 104L140 106L139 102L137 103V105ZM148 104H151V103L149 102V103L145 104V106H148ZM183 105H182V108L185 109V106L183 107ZM143 108H145V107H143ZM146 108H148V107H146ZM187 108L185 109L186 111H188ZM143 110L145 111L146 109H143ZM171 110H170V112H171ZM185 110H183V114L184 115L186 114L188 116L190 114L191 110H190V112H186ZM78 111L83 112V113L85 112L86 114H88V116L90 115L89 116L90 118H88L89 119L88 124L82 125V120H79V117L77 115V114H79ZM91 111H93V113L89 114ZM155 111L157 112V110H155ZM178 111H180V110H178ZM161 112H164L163 109ZM181 112H179V113H181ZM184 112H186V113H184ZM147 113H149V112H147ZM147 113L145 112V114H147ZM183 114L181 116H183ZM199 114H198V116H199ZM80 115H81V113H80ZM192 115L193 114L191 112L190 116L192 118H194L195 114H194V116H192ZM175 116H176V114H175ZM170 117H172V116H170ZM177 117H179V116H177ZM142 118L144 119V115ZM191 119H190V121H191ZM158 120H160V118ZM170 120H172V118ZM153 121L155 123H153ZM172 121H174V120H172ZM187 122H189L188 119H187ZM193 122H189V123H193ZM141 123H143V121ZM160 123H162V122H160ZM198 123H193L194 124L193 126L194 127L196 125L198 126L199 125ZM3 124H5V123H3ZM123 124H125V123H123ZM173 124H174V122H173ZM188 125H190V124H188ZM4 126H6V125H4ZM29 127H30V125H29ZM156 128H158V129H156ZM184 128H186V127H184ZM193 129L195 131L196 128H193ZM197 131H198V129L196 130V132ZM201 132H200V135H201ZM95 133H96V131H95ZM197 133L196 134L198 136L199 132H197ZM191 134H193V133H191ZM136 135H137V133H136ZM200 135L198 137H200ZM202 137H200V138L202 139ZM166 138H168V137H165V140H166ZM188 138H190V137H188ZM262 138H261V140H262L261 142H264V136ZM186 139H184V141ZM33 141L37 144V140L33 139ZM193 141L195 142V140H193ZM199 142H201V140ZM190 144H191V142H190ZM164 145H167V144H164ZM187 146H188V144H187ZM248 147H250V146H248ZM0 150H3V149H0ZM39 153H41V152H39ZM162 154H163V152H162ZM254 154L256 155V153H254ZM6 155H7V153H6ZM250 155L252 157L253 154L251 153ZM175 156H177V155H175ZM188 156L191 157L190 155H188ZM5 157H3V158L5 159ZM10 158H11V156H10ZM122 158H123V161H122ZM166 158H168V157H166ZM196 158H198V157H196ZM157 160L159 162V160H161V159L157 158L155 162H153V161L152 162L157 163ZM163 160H164V158H163ZM175 161H177V160H175ZM146 166H145V168H146ZM164 166H165V164H164ZM152 167H154V166H152ZM171 167L172 166H170L169 169ZM173 167H175V166H173ZM159 168H162V167H159ZM245 168H246V166H245ZM163 169H164V167H163ZM165 169H167L169 171L168 168H165ZM171 170L174 171L173 168H171ZM238 170H241V167H240V169L238 168ZM139 171H137V173ZM147 171L148 170H146V172ZM249 171L250 170L248 168L244 169L245 174H247ZM148 172H147V174H148ZM157 173H155V175ZM263 173H261V174H263ZM141 174H143L142 176H144V174H145L144 171H141ZM161 174H163V173L161 172ZM169 174H171V173L169 172ZM156 176H158V175H156ZM162 176H160V177H162ZM159 181H160V179H159ZM4 183H6V182H4ZM140 183H141V180H140ZM174 183H175V181H174ZM262 183H261L262 186L259 184L260 188L256 192L264 198V183L263 184ZM167 184L164 186L169 187ZM179 184H180V182H179ZM169 185H170V183H169ZM100 186H102V185H100ZM238 186H239V184H238ZM86 187L89 188L87 191H86V189H87ZM228 188H227V191H228ZM173 190H175V189H173ZM223 190H224V188H223ZM97 191H99V190H97ZM89 192H91V191H89ZM15 193L16 192L14 191V194ZM93 193H92V195L94 196ZM224 194H222V195H224ZM227 194H229V193H227ZM227 194H225V195H227ZM92 195L90 194V196L92 198H94ZM124 195L125 194L123 191L119 192L118 193V196L120 197V198L118 197L119 200L123 201V203L130 204L132 196L129 197L130 195L129 196H127V195L124 196ZM129 198H131V199L129 200ZM139 198H141V197H139ZM95 199H97V198H95ZM152 199L154 200L155 197H152ZM108 200L109 199H107L106 201H108ZM149 201L150 200H148V202ZM101 202H102V200L100 201V203ZM20 203H21V201H20ZM211 204H212V206H211ZM101 205H102V203H101ZM207 205H206V207H207ZM130 206H131V204H130ZM140 206H139V208L133 207L134 209L130 210L133 214L128 211L130 214V215L128 214L129 215L128 217H130L129 219H132V216L135 218L134 215L138 214L136 212H138V211L143 212L142 207H140ZM13 208L14 207H12V209ZM21 208L19 210H22ZM240 209H241V207H240ZM252 209L254 212L263 213V216H262L263 218H261V220L262 219L263 220L262 221L260 220L261 224H256L257 222L252 223V221H251L252 219H250V221H249V220L245 219L246 217H244L245 221H247L245 228H243V226L241 225V226H239L240 227L239 229L232 228V231L231 232L229 231L230 233L228 232L226 234L225 233L226 230L223 231V233H224L223 235L221 233L222 237L220 236L221 237L220 239L222 240V242L224 244L223 246H225V248H223V249H226L225 251H223V250L222 251L224 252V254L225 253L231 254L230 256L232 258H230V259H234L233 264H264V204H263V206L260 205L259 207L254 206V207H252ZM15 210H17L16 207H15ZM206 210H208V209L206 208ZM206 210H204V213L206 212ZM30 213H29V215H30ZM195 213H196V215L199 214L197 212H195ZM196 215H195V217H196ZM202 215H203V213H202ZM244 216H245V214H244ZM201 217L203 218V216H201ZM212 217H214V218H212ZM207 219H209V218L207 217ZM157 220H158V218H157ZM205 220H206V218H205ZM195 221H196V219H194V222ZM211 221H210V223H211ZM151 223H153V222H151ZM195 223H192V224H195ZM213 223H212V226H213ZM112 224H114V223H112ZM112 224H110V225H112ZM204 226L211 228V225L210 226L204 225ZM39 227H41V226H39ZM39 227H38V229H39ZM204 228H206V227H204ZM4 229H3V231H4ZM41 229H44V228L42 227ZM246 229L261 233V238H260L261 245H257V246L255 245L256 246L255 248L253 247V249L248 250V247H249L248 245H249L250 241H252L251 236H253L254 233L250 235L248 232H245ZM0 231H2V228ZM2 234H4V233H2ZM49 234L51 235V233H49ZM255 234H257V233H255ZM15 235H18V234L15 233ZM11 236H14V234ZM51 236H53V235H51ZM54 236H53V239H54ZM46 237H48V236H45L44 238H46ZM203 237H205V236H203ZM8 238H9V241L7 243H10V241H12V243H13V241L16 240L14 237H13L14 239L13 238L10 239L11 237H8ZM48 238H51V237L49 236ZM208 238L206 237L205 239L209 241ZM3 239H5V238H3ZM53 239H51V240H53ZM75 240H77V239H75ZM0 241H1V239H0ZM49 241H50V239H49ZM2 242H3V240H2ZM5 242H6V239H5ZM15 242H14V244L18 243V242H16V243ZM50 242L53 243L52 241H50ZM74 243H75V241H74ZM19 246H20V244L19 245L17 244V247H19ZM209 246L210 245L208 244L206 246V248L208 249ZM14 247H16V245H14ZM122 247H123V245H122ZM126 247L127 246L125 245V248ZM129 247H127V248H129ZM211 247L213 249V246H211ZM127 250L130 251V249H127ZM17 251H19V250L17 249ZM1 252L2 251H0V264H12L10 261H12L13 259L11 260V258H10L9 260L8 259L5 260L6 256H4V254ZM18 253H20V251L17 252V254ZM15 257H17V255ZM14 260H16V259H14ZM14 260L12 262H14ZM35 261L37 262L38 258ZM15 262L17 263L18 261H15ZM15 262H14V264H15ZM29 262H31V261H29ZM22 263L24 264V261L19 263V264H22ZM86 263H88V262H86ZM30 264H32V263H30Z\"/></svg>",
    "mask_w": 264,
    "mask_h": 264
}]
</instances>
